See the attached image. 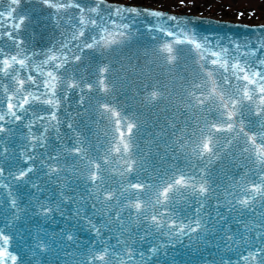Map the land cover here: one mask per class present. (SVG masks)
Listing matches in <instances>:
<instances>
[{
  "label": "snow or ice",
  "instance_id": "6c2138e0",
  "mask_svg": "<svg viewBox=\"0 0 264 264\" xmlns=\"http://www.w3.org/2000/svg\"><path fill=\"white\" fill-rule=\"evenodd\" d=\"M0 5V264H264V37Z\"/></svg>",
  "mask_w": 264,
  "mask_h": 264
},
{
  "label": "rangeland",
  "instance_id": "374dc122",
  "mask_svg": "<svg viewBox=\"0 0 264 264\" xmlns=\"http://www.w3.org/2000/svg\"><path fill=\"white\" fill-rule=\"evenodd\" d=\"M243 24H264V0H107Z\"/></svg>",
  "mask_w": 264,
  "mask_h": 264
},
{
  "label": "water",
  "instance_id": "95a60500",
  "mask_svg": "<svg viewBox=\"0 0 264 264\" xmlns=\"http://www.w3.org/2000/svg\"><path fill=\"white\" fill-rule=\"evenodd\" d=\"M27 2V0H26ZM109 3V2H107ZM114 6H120L122 4H116V3H109ZM3 5H0L2 7ZM129 6V5H127ZM134 6H143V7H148L152 9L158 10V6H153V5H134ZM142 8V7H141ZM151 9V10H152ZM164 11V10H161ZM174 13V14H181V13H176V12H170L166 11L164 12L167 16H171L174 14H169V13ZM178 17L182 18H187V20L191 21V25H194L201 33H209V34H219V35H228L231 37H240V38H250L251 40L255 41L257 44L259 43L258 38L264 37V25H257V24H238V23H230V22H225V21H218L214 20L211 18H203V17H197V16H192V15H175ZM154 20V18H153ZM175 23V22H173ZM190 25V26H191ZM248 25H255V26H248ZM53 36V32L51 29L50 24L45 25L43 23V18L41 17V22L37 23L34 25V34H33V39L37 47L42 48V47H47L50 44V40ZM135 63V61H133ZM144 64V61L141 60V65ZM144 75L147 76V69H144ZM129 78L134 81L135 85H140L143 82H151L148 80L142 81L141 79H138L137 76L133 73L129 74ZM131 96L132 93H129ZM139 99V97H137ZM132 103V101H129ZM16 241H12V249L14 250L15 248Z\"/></svg>",
  "mask_w": 264,
  "mask_h": 264
}]
</instances>
